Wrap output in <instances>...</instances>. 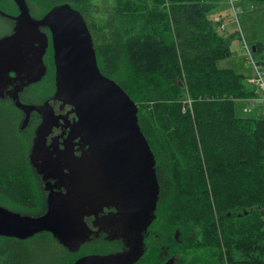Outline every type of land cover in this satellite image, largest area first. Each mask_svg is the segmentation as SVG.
I'll use <instances>...</instances> for the list:
<instances>
[{"label":"trees","instance_id":"16d2710c","mask_svg":"<svg viewBox=\"0 0 264 264\" xmlns=\"http://www.w3.org/2000/svg\"><path fill=\"white\" fill-rule=\"evenodd\" d=\"M11 1L0 0V10L11 13ZM28 1L79 10L101 72L139 108L160 193L135 264H165L163 251L175 264H264V118L235 114V101L260 88L217 66L231 55L210 16L221 0ZM257 66L264 72V61ZM8 105L0 106V206L34 216L43 209L31 142L19 133L22 112ZM103 245L77 254L51 233L0 235V264H72L84 252L104 255Z\"/></svg>","mask_w":264,"mask_h":264},{"label":"water","instance_id":"95a60500","mask_svg":"<svg viewBox=\"0 0 264 264\" xmlns=\"http://www.w3.org/2000/svg\"><path fill=\"white\" fill-rule=\"evenodd\" d=\"M13 1L21 16L53 34L57 88L60 97L64 95L61 100L69 102L79 118L91 158L76 160L66 151L70 158L67 193L54 195L45 214L23 215L0 206V235L27 239L51 233L69 251L77 252L89 238L84 217L98 215L112 201L121 206L126 220L127 231L121 233L124 251L83 255L72 264H135L143 254L145 234L155 219L160 193L155 156L139 125V108L121 86L101 72L92 35L79 10L69 4L58 5L42 20H33L26 0ZM23 26L19 22L12 36L0 39L1 66L15 58L12 52L19 45L29 44L20 40ZM18 105L26 112L43 109L41 127L52 119L46 105ZM38 169L55 172L58 177L63 171L56 161H43Z\"/></svg>","mask_w":264,"mask_h":264},{"label":"flooded vegetation","instance_id":"af4514ba","mask_svg":"<svg viewBox=\"0 0 264 264\" xmlns=\"http://www.w3.org/2000/svg\"><path fill=\"white\" fill-rule=\"evenodd\" d=\"M26 2L28 14L33 20H42L51 10H33L31 1L26 0ZM14 5L11 13L5 12L9 16L0 14L1 17L11 22L9 34L1 38L12 36L16 25L20 22L24 23L20 40L21 42L27 40L29 44L22 43L19 45L20 47L12 52L15 58L4 66L0 65V106L9 110L12 105L9 106L8 104H13L22 112L19 133L25 139L26 135H29L30 138L31 148L28 157L30 165L35 171L39 189L44 194L45 211L37 215H43L48 211V203L52 202L54 195L67 193L65 187L69 183L67 167L70 165V158L66 151L70 152L76 160L85 157L90 159L91 156L88 153V142L83 135V127L77 114L69 102L61 100L64 95L60 97L61 92L57 88L55 52L51 30L41 26L35 27L30 19L21 16V11L15 2ZM43 35L46 36V41ZM6 66H8L7 72H4ZM18 104L39 108L46 105L52 114V119L41 127L43 123L41 113L44 110L26 112ZM43 161L59 163L60 167L63 168L62 173H60L62 176L58 177V174L52 171L44 173L39 171L38 167L43 164ZM90 199L93 201L92 198ZM109 204V206L102 207L98 211V215L87 214L84 217L83 220L89 228L88 240H96L101 236H106L101 238L107 240L116 239L114 242L117 244L111 245H116L117 251L122 252L125 243L121 233L127 231L126 220L120 205L112 201ZM92 242L94 241L88 245ZM159 258L161 261L164 260L165 264H175L176 262V257L171 256L170 252L167 251H163Z\"/></svg>","mask_w":264,"mask_h":264},{"label":"rangeland","instance_id":"374dc122","mask_svg":"<svg viewBox=\"0 0 264 264\" xmlns=\"http://www.w3.org/2000/svg\"><path fill=\"white\" fill-rule=\"evenodd\" d=\"M235 1L233 5L230 0H221L218 8L210 14L212 18L221 23L218 27V32L231 39V55L220 60L217 66L220 69L231 68L236 70L246 77V84L250 86L249 80L257 76V70L249 56L248 48L254 53L253 48L255 45H264V0ZM10 3L13 4L14 1L12 0L8 3L9 7H11ZM31 6L33 10L37 11L42 9V11H44L46 8L36 1H31ZM10 28L11 22L0 16V38L9 34ZM254 60L256 63L264 61V47L260 53H254ZM258 93L259 96L257 98L235 101V114L237 117L264 118V92L259 89ZM39 194V204L42 206L43 211H45L44 194L41 190ZM15 211L18 212L17 210ZM37 214L38 213H34V216ZM101 237L96 240H91L94 242L90 245L92 247H97L102 243H109V246L103 245L104 249L100 252L101 254L111 255L120 253L117 251L118 247L116 245H111L117 244L114 242L115 239L107 240ZM91 241L88 240L82 244L76 253H82V250ZM83 254L86 256L92 254V252H84Z\"/></svg>","mask_w":264,"mask_h":264},{"label":"built area","instance_id":"2783aa9c","mask_svg":"<svg viewBox=\"0 0 264 264\" xmlns=\"http://www.w3.org/2000/svg\"><path fill=\"white\" fill-rule=\"evenodd\" d=\"M230 1L231 3L236 2L235 0H230ZM248 51H249V56L252 59V62L254 63L255 68L257 70V76L255 78H250L249 80L250 86H257L261 90H264V72L261 69H259V67L257 66V63L254 60L253 53L251 52L249 48H248Z\"/></svg>","mask_w":264,"mask_h":264},{"label":"bare ground","instance_id":"6f19581e","mask_svg":"<svg viewBox=\"0 0 264 264\" xmlns=\"http://www.w3.org/2000/svg\"><path fill=\"white\" fill-rule=\"evenodd\" d=\"M235 2H232V4L234 5Z\"/></svg>","mask_w":264,"mask_h":264}]
</instances>
